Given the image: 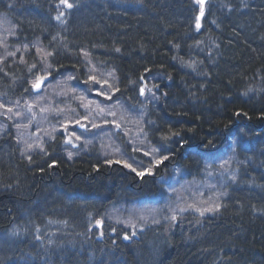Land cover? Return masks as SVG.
<instances>
[{
	"label": "trees",
	"instance_id": "1",
	"mask_svg": "<svg viewBox=\"0 0 264 264\" xmlns=\"http://www.w3.org/2000/svg\"><path fill=\"white\" fill-rule=\"evenodd\" d=\"M70 2L72 9L60 0H0V14L16 27L14 55L0 66V96L30 92L43 69L88 93L95 91L89 75H110L119 89L113 99L127 104L139 105L147 85L156 102L144 107L145 132L169 157L162 167L199 179L205 161L233 156L218 176L226 199L201 220L186 213L124 239L128 231L111 224L109 209L138 201L154 177L141 181L127 167L107 165L95 144L69 159L61 135L31 155L4 136L0 264H130L131 247L155 254L157 264H264V0H210L199 29L195 0ZM44 52L52 55L41 63ZM128 153L138 171L146 167ZM169 237L173 249L159 250ZM183 238L190 245L178 247Z\"/></svg>",
	"mask_w": 264,
	"mask_h": 264
},
{
	"label": "rangeland",
	"instance_id": "2",
	"mask_svg": "<svg viewBox=\"0 0 264 264\" xmlns=\"http://www.w3.org/2000/svg\"><path fill=\"white\" fill-rule=\"evenodd\" d=\"M208 3H205L203 7H206ZM199 23L202 26V17L200 16ZM15 32L16 27L10 17L6 14H0V58L6 59L13 56L9 55V53H13L10 52L9 43ZM66 77L57 79L52 78L50 74L46 79L45 86L39 92L31 90L28 93H21V97L18 96L13 99L0 96V104L4 106L0 107V138L11 135L23 154L31 155L44 152L48 141L50 142L51 139L61 135L69 159L89 151L95 144L98 155L107 158V161L111 162L110 164L124 166L126 161L133 166L132 155L128 153L129 151L134 155L136 154L133 158L139 164L149 162L148 166L140 169L143 171L146 168H151L152 173H146L139 178L142 181L148 176L154 177V189L158 190L165 183V186L164 184L162 186L165 188L164 195L158 198L160 202L143 203V205L138 204L136 206L135 203L129 205L120 203L109 209L108 217L111 224L115 227L120 226L128 229L132 234L144 231L150 225L168 222L172 220L173 216L178 219L184 213L195 214L201 220L202 216L216 212V210L204 211L205 209L215 205H219V209L221 208V201L226 199V196L223 191L224 185L218 176L227 173L231 163H235L236 158L226 156L205 161L202 174L206 173V175L199 179L188 180L181 167H170L168 169L173 173V176L169 180L165 177L166 169L163 168L164 174L162 171H160L161 173L156 171L167 160L158 166L155 165L153 157L159 159L161 156L159 152H151V149L155 147L148 141L145 134L146 124L143 121L141 106L136 105L137 107L132 108V105H125L123 102L114 100L113 88H106V91L111 94L110 100L105 99L102 95L98 96L96 92L99 90V86L96 84L95 96H90V99L87 96L86 100L81 101L80 96L85 97L86 92L89 94L88 89L73 88L70 79ZM104 79H107L111 84L110 75L106 74ZM88 100L95 101V103L86 108L83 105L88 104ZM8 108L13 111L7 112L6 109ZM101 108L104 109L103 112L100 111ZM79 114L81 115L79 121L86 125V131L75 132L71 128L79 126L76 123ZM113 122L120 124V128L117 129ZM72 132L80 136V139L77 140L71 136ZM70 136L72 143H66L65 141ZM125 147L129 151H126ZM133 149H137V151H133ZM144 152H149L150 155L145 156ZM69 153H71V157ZM116 161H120V163H116ZM150 161L152 162L150 163ZM215 174L217 177L214 176ZM229 181L227 179V182ZM201 211H204L203 215L200 214ZM174 222L173 219L171 223Z\"/></svg>",
	"mask_w": 264,
	"mask_h": 264
},
{
	"label": "snow or ice",
	"instance_id": "3",
	"mask_svg": "<svg viewBox=\"0 0 264 264\" xmlns=\"http://www.w3.org/2000/svg\"><path fill=\"white\" fill-rule=\"evenodd\" d=\"M195 2L201 6L200 9H199V13H200V17H203V15H204V7H203V5L205 4V0H195ZM60 5H62L65 9H72V8L74 7L73 3H71L70 0H60ZM64 15H65V12H64V11H61V12L56 16V19H57L58 21H61V22L63 23L64 21L62 20V17H63ZM200 26H201V25H200V23H199V17H198V18H197V23H196V27H197V29H199ZM40 51H43V50L38 49V52H40ZM117 51H119V49H117ZM9 55H14V53H9ZM51 55H52L51 52H44L43 55H42V57H41V63H43V62L46 60V57H47V56H51ZM87 55H88V54L85 53V56H87ZM31 67H32V68H36V64L33 63ZM48 67H51V65H48ZM30 70H31V69H30ZM40 71H43L44 74H43V75H41V74H37V75L35 76V78L33 79L32 83H31V87H32V89H34V90L37 91V92H39V91L42 89V87L45 86V80H46V79L48 78V76L50 75V73H48L46 69H43V70H40ZM71 78H72V77H69V79H71ZM85 83H89V84L94 83V84L98 85V86H99V90L96 92V94H97L98 96L102 95V96L105 97V99H109V100L112 98V97H111V94H110L108 91H106V88H107V89H112V88L114 87V85L110 84V83L108 82L107 79H103V80H102V79H98V78H97L96 76H94V75H89V77H88V79L85 81ZM146 87H147V85H145V87H142V88L140 89V94H141V95H144V94H145V88H146ZM89 91H91V89H89ZM116 91H119V89L116 88ZM148 91L151 92V89H148ZM80 99H81V101H83V100L86 99V97H84L83 95H81V96H80ZM17 103H19V101H17ZM93 103H95V101H89L88 104H85V105H83V106L86 107V108H88V107H89L91 104H93ZM0 107H4V106H3L2 104H0ZM97 107H99V105H97ZM6 111H7V112H12L13 110H12L11 108H8V109H6ZM100 111L103 112L104 109L101 108ZM111 114H112V115H115L114 113H111ZM76 123L79 124V126H80L81 128H86V125L83 124V123H81L79 120H77ZM113 123H114V126H115L117 129L120 128V124L115 123V122H113ZM65 131H67V129H65ZM171 135H172V136H175V135H178V133H176V132H172ZM71 136H74L75 139H77V140L80 139V136L76 135L75 132H72V133H71ZM71 136L69 137L68 140L65 141L66 143H72ZM168 138H169V137H162V139H165V140L168 139ZM29 147L31 148V145H29ZM133 151H137V149H133ZM159 151H160V149H157V148H152V149H151V152H152V153H156V152H159ZM144 155H145V156H149L150 153H149V152H144ZM69 156L71 157V153H69ZM168 158H169V157H168L167 155H163V156H161L159 159H156L155 157H153V160H154V162H155V165L158 166L159 164L163 163V162H164L165 160H167ZM151 162H152V161H150V163H151ZM109 163H111V162H109ZM116 163H120V161H116ZM124 166L127 167V168H130L133 172L136 173V175L141 176V177H143L146 173H147V174H151V173H152V169H151V168H146V169H144L143 171H137V169H136L135 167H133L131 164L127 163L126 161L124 162ZM233 179H234V177H233ZM218 209H219V205H215L214 207H209V208L205 209L204 211L212 212V211H215V210H218ZM197 210L200 211L199 209H197ZM204 211H201L200 214L203 215V214H204ZM175 218H176L175 216L172 217V219H175ZM99 223H101V222H98V224H99ZM133 234H134V233H133ZM124 239H129V237H128L127 235H125V236H124Z\"/></svg>",
	"mask_w": 264,
	"mask_h": 264
},
{
	"label": "bare ground",
	"instance_id": "4",
	"mask_svg": "<svg viewBox=\"0 0 264 264\" xmlns=\"http://www.w3.org/2000/svg\"><path fill=\"white\" fill-rule=\"evenodd\" d=\"M5 54V53H4ZM6 55V54H5ZM9 59H10V57H7L6 59L5 58H0V66H3V64L5 63H7V62H9ZM113 97H114V95H115V92H116V90H114L113 89ZM88 96V99H90V96H95V91H91L89 94H87V92L85 93V97H87ZM141 97H139L138 98V96H136L137 97V99H138V101H139V105L141 106V111H142V113H143V121H144V123L145 124H147L148 123V121H149V119H148V115L145 113V112H143V110H144V107L147 105V104H149L148 103V101L150 100L151 102H156V98H154V97H152V96H150V94H147V93H145L144 95H140ZM86 100V99H85ZM88 101H90V100H88ZM120 102H123L125 105H132L131 107L133 108V107H137L136 105H138L137 103H133V104H127V103H125L124 102V100H122V101H120ZM78 116V120L80 119V117H81V115L79 114V115H77ZM71 129H73L75 132L76 131H86V128H81L80 126H76V127H72ZM145 134H146V132H145ZM147 136V135H146ZM57 138V137H56ZM55 138V139H56ZM55 139H51L50 140V142H55ZM49 141H48V143H50ZM91 148H93V147H91ZM95 150H96V148H95ZM167 161H169V158L167 159ZM144 162V161H143ZM145 163V165L147 166V163L146 162H144ZM107 165H109V166H113V164H110L109 162L107 163ZM140 165H143V164H140ZM170 167H174V166H170ZM169 167V168H170ZM131 170V169H130ZM157 170H159V172L157 171ZM157 172L158 173H161L160 171H162V173L164 174V172H163V167H159V168H157ZM165 170V169H164ZM132 171V170H131ZM133 172V171H132ZM165 177L167 178V179H172V176H173V173L172 172H170L169 171V169H166L165 170ZM139 178V177H138ZM164 184V186H165V183H163ZM162 184V185H163ZM138 190V188H135V189H133V191H137ZM155 194H154V185H150V186H146V188H145V192H143L142 194H140V196L139 197H141V198H139V200L138 201H136V200H133V201H131L130 202V204H133V203H135V206L136 205H138V204H141V205H143V203H154V202H156V203H158V202H160L158 199H157V197H155L154 196ZM160 204V203H159ZM161 205V204H160ZM186 213H184V214H182L181 216H183V215H185ZM187 214H189V213H187ZM193 215H195V214H193ZM181 216H179L178 217V219L177 218H175L174 220H175V222L176 221H178L180 218H182ZM196 216V215H195ZM173 221V219L172 220H169L168 222L166 221V222H164L165 224H169V223H171ZM160 224H163V223H160ZM160 224H155V226L154 227H158ZM119 229V231H124L123 230V228L122 227H118ZM147 229V228H146ZM163 229V228H162ZM127 231H128V234H127V236L129 237V235H131V236H134V235H136V234H138L137 232H134V234H132V233H130L131 231H129L128 229H126ZM165 230V229H164ZM145 231V230H144ZM144 231H141V232H144ZM140 233V232H139ZM170 240H171V238L169 237V238H167L166 239V241L165 242H163L162 244H161V246L159 247V250H161L162 249V251L164 252L165 250H170V249H173V243L171 242L170 243ZM181 242H182V245L184 246V247H186V246H189L190 245V243L185 239V238H183V239H179V241L177 242V245H178V247H181ZM165 249V250H164ZM128 257H129V262H130V264H157L156 263V260H157V258H156V256H155V254H154V256H149V254L148 253H139V251L135 248V247H131V248H128ZM115 259H118V258H116L115 257ZM100 261V260H99ZM119 263H122V259L121 260H117ZM100 262H105V260H101ZM107 263L108 264H117V263H115V262H113V261H111L110 259H108L107 258Z\"/></svg>",
	"mask_w": 264,
	"mask_h": 264
},
{
	"label": "water",
	"instance_id": "5",
	"mask_svg": "<svg viewBox=\"0 0 264 264\" xmlns=\"http://www.w3.org/2000/svg\"><path fill=\"white\" fill-rule=\"evenodd\" d=\"M209 0H205V3H207Z\"/></svg>",
	"mask_w": 264,
	"mask_h": 264
}]
</instances>
